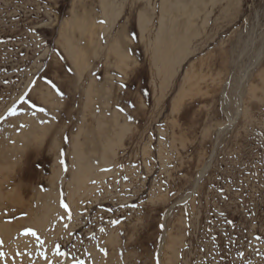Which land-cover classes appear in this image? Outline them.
Listing matches in <instances>:
<instances>
[{"label": "rangeland", "instance_id": "374dc122", "mask_svg": "<svg viewBox=\"0 0 264 264\" xmlns=\"http://www.w3.org/2000/svg\"><path fill=\"white\" fill-rule=\"evenodd\" d=\"M0 264H264V0H0Z\"/></svg>", "mask_w": 264, "mask_h": 264}, {"label": "bare ground", "instance_id": "6f19581e", "mask_svg": "<svg viewBox=\"0 0 264 264\" xmlns=\"http://www.w3.org/2000/svg\"><path fill=\"white\" fill-rule=\"evenodd\" d=\"M109 14H110V13H109ZM109 14H108V15H109ZM111 17H112V16H111ZM104 145H105V144H104ZM103 148H104V147H103ZM77 177H78V176H77ZM75 179H76V178H75ZM76 180H77V179H76ZM75 182H76V181H75Z\"/></svg>", "mask_w": 264, "mask_h": 264}]
</instances>
